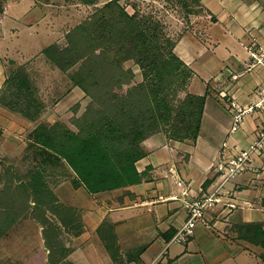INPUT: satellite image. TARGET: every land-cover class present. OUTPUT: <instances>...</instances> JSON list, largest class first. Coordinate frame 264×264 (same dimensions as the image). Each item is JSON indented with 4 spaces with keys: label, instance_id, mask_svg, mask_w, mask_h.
Here are the masks:
<instances>
[{
    "label": "crops",
    "instance_id": "1",
    "mask_svg": "<svg viewBox=\"0 0 264 264\" xmlns=\"http://www.w3.org/2000/svg\"><path fill=\"white\" fill-rule=\"evenodd\" d=\"M201 2L207 14L194 18L193 23L201 21L175 46L194 70L187 91L208 92L198 138L181 141L160 133L151 135L145 140L149 153L137 162L140 170L150 166V177L126 187L90 193L73 184V175L54 178L47 185L55 196V207L73 208L72 222L79 224L78 230L71 232L63 218H57L63 230L53 235L61 241L54 244V251L46 243L51 231L31 209L15 222V202H26L27 197L15 194L23 189L25 179H20L21 170L13 165L14 160H28V135L48 113L38 121L31 120L2 99L7 78L16 68H35L34 61L40 55L45 57L44 48L60 43L62 20L58 18L54 24L53 9L44 0H0V224L13 221L0 238V264H117L102 252L104 242L97 229L104 221L113 226L118 260L123 264H264V248L250 240L251 233L238 229L246 223H264V153L255 156L250 169L225 184L223 202L205 212L206 223L198 222L186 240H174L188 217L182 191L201 196L213 188L220 174L217 164L256 138L263 117L261 112H248L241 126L231 130L232 101L248 107L264 89V66L257 61L264 59V0ZM38 36L45 39L42 45L30 55L23 54ZM216 87L219 94L213 90ZM75 88L72 94L81 89ZM72 94L71 100L76 99L77 94ZM210 95L223 98L231 114H226L213 132L205 133ZM64 108L63 99L53 108V117L62 115ZM56 173L51 170L46 178ZM180 179L183 187L177 184ZM227 202L236 206L230 208ZM29 203L35 205L33 199ZM47 216L53 220L51 214Z\"/></svg>",
    "mask_w": 264,
    "mask_h": 264
},
{
    "label": "trees",
    "instance_id": "2",
    "mask_svg": "<svg viewBox=\"0 0 264 264\" xmlns=\"http://www.w3.org/2000/svg\"><path fill=\"white\" fill-rule=\"evenodd\" d=\"M99 11L94 24L79 23L66 33L65 44L54 42L43 50L49 61L69 73L72 87H80L91 101L75 121L77 130L60 121H41L29 133L27 151L35 149L42 158L40 165H30L27 179L22 181L19 192L26 194V206L15 202V222L27 210L36 215V210L45 209L56 218L62 217L63 225H70L74 209L66 206L68 216H63L58 207L53 208L55 196L44 176L50 164L66 165L72 171L73 184L84 186L90 193L122 188L150 177V166L140 170L137 162L149 153L145 140L152 134L163 132L166 138L181 141L196 140L200 134L208 92L187 91L194 70L175 51L182 36L172 40L163 33L160 21L141 16L138 11L129 13L120 0L108 1ZM192 13L196 12L188 10L187 15ZM127 60L139 65L143 80L121 93L133 79L123 66ZM77 64L80 66L71 72ZM26 69L19 66L9 75L2 100L23 116L38 120L44 104ZM29 157L25 155V159ZM41 223L51 231L46 243L54 250L57 223L48 216ZM12 225L13 221L0 224V238ZM238 229L251 233L250 240L264 248V223H246ZM97 232L116 263L123 264L118 261L113 226L108 227L104 221ZM261 257L264 260V253Z\"/></svg>",
    "mask_w": 264,
    "mask_h": 264
},
{
    "label": "rangeland",
    "instance_id": "3",
    "mask_svg": "<svg viewBox=\"0 0 264 264\" xmlns=\"http://www.w3.org/2000/svg\"><path fill=\"white\" fill-rule=\"evenodd\" d=\"M108 1L110 0H96V3L94 4H86L77 0H57L56 2L50 1V8L53 9L54 12V24H56L58 18L62 20L60 31V43H66V33L79 23H87L89 25L94 24L96 18H98V15H100V8L104 6V4H106ZM120 3L126 7L129 13H134L135 11H138L141 16H151L154 19L160 21L162 24L163 33H166L170 38H172V40H176L184 34H187L188 31H192V29H194V27L196 26L195 24L201 21L197 20L196 23H193V19L196 17H200L201 15L207 14L202 3H197V0H120ZM188 10H194L196 13L187 15ZM190 36L191 35H188V38H190ZM44 40L45 39L39 38L38 36V38L34 42H32V45H29L25 49H23V54L30 55L31 53H34V51L40 45H42ZM40 56L41 57H38V60L34 61L35 68H31L30 66V69L26 70L27 72H29L33 87L37 89V97L40 99L42 104H44V107L42 106L44 108L42 116L45 113H48V117L44 120V122H46L47 124H52L56 121H60L64 123L65 126L73 130H77L75 121L86 110L87 105L91 101V96L83 92L82 89H78L75 93H73L74 95L77 94V98L71 100L70 94H72V92L77 88L72 87V82L70 81L68 76L69 73L63 72L46 57L42 55ZM79 66L80 65L77 64L70 71L72 72L76 70ZM123 66L133 74V79L131 83L122 87L121 93H126L131 86L136 85L143 80V73L139 65L136 64L134 60L125 61L123 63ZM213 90L217 94L220 93L218 87ZM67 93L68 96H66ZM63 99L65 108L60 111L62 115L53 117V108L57 104H59V102H62ZM229 113L230 110L228 106H226L225 100L223 98H216L214 95H210L208 97L204 117L203 132H213L215 130L216 124L219 121L225 120L226 114L228 115ZM157 133L163 134L165 136L163 132H156L154 134ZM154 134H152V136ZM29 153L31 155L28 160H14L15 164L13 165L19 170H21L20 178L27 179L26 173L28 172V168L30 167V165H40V160L42 156L39 154V152L35 149H32L29 151ZM50 165L45 168L44 173H48L51 170L59 173H56V175H54L53 177L51 176L48 179L45 177L47 184L49 182H52L54 178H56V180H59L63 176H69L68 178L71 177L72 171L66 165H62V163L58 166ZM58 174L61 176H59ZM44 176L47 175L44 174ZM15 194H22L24 197L26 196L24 192L20 193L19 191L15 192ZM23 202L24 200L22 199L21 203L24 207L26 206V202ZM53 208L55 209L56 207H54L53 205ZM59 208L60 207H58V209ZM59 212L63 216H68V214H66L67 212L65 208H60ZM47 214H51L53 220L57 221V229H55L54 232H59L61 229L63 230V227L60 226V224L58 223V219L53 216L51 210H36V215L40 219H44ZM74 217L75 215H72V217L70 216L69 220L72 222L74 220ZM77 225L79 226V224H77L76 222H72L71 226H66V229L70 227L71 232H76L78 230ZM57 239L60 240V237L57 236V238L54 240L55 245H59L61 242H57ZM174 244L181 245V243ZM102 252L107 256V258H111L113 262L114 259L112 257V254L109 250H107L106 247L102 249ZM109 258L108 260L111 262Z\"/></svg>",
    "mask_w": 264,
    "mask_h": 264
},
{
    "label": "built area",
    "instance_id": "4",
    "mask_svg": "<svg viewBox=\"0 0 264 264\" xmlns=\"http://www.w3.org/2000/svg\"><path fill=\"white\" fill-rule=\"evenodd\" d=\"M254 57L257 58L256 55ZM257 61L264 66V59L257 58ZM231 108L235 112L231 128L232 131L237 130L241 126L246 113L257 111L263 114L261 124L256 130V138L247 146L217 164V171L220 172L218 176L219 180L213 188L208 189L201 196H190L188 189L182 191L188 206V217L174 237L175 241L186 240L187 236L194 233V228L198 222L206 223L205 212L223 202V196H225L223 188L225 184L239 173L250 169L254 164L255 156H261L264 153V89H260L259 96L248 107H241L235 101H232ZM223 146L225 148L228 147V143L225 142ZM177 184L183 187V181L181 179L177 181ZM226 205L230 208L236 206L234 202H227Z\"/></svg>",
    "mask_w": 264,
    "mask_h": 264
}]
</instances>
